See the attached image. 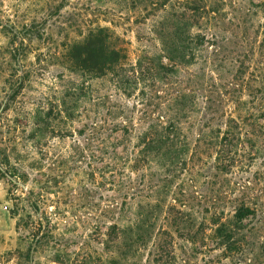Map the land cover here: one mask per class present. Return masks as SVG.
I'll return each instance as SVG.
<instances>
[{
  "label": "rangeland",
  "instance_id": "rangeland-1",
  "mask_svg": "<svg viewBox=\"0 0 264 264\" xmlns=\"http://www.w3.org/2000/svg\"><path fill=\"white\" fill-rule=\"evenodd\" d=\"M0 264H264V0H0Z\"/></svg>",
  "mask_w": 264,
  "mask_h": 264
},
{
  "label": "trees",
  "instance_id": "trees-1",
  "mask_svg": "<svg viewBox=\"0 0 264 264\" xmlns=\"http://www.w3.org/2000/svg\"><path fill=\"white\" fill-rule=\"evenodd\" d=\"M105 33V30L100 29L97 34H92L84 45V49L87 51L83 54L79 53L77 56L71 55V59L78 69L87 71V69L97 67V71L100 72L106 67L109 68L119 63L120 53L110 50Z\"/></svg>",
  "mask_w": 264,
  "mask_h": 264
}]
</instances>
